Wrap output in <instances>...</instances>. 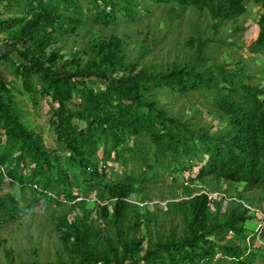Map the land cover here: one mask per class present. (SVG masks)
Here are the masks:
<instances>
[{"label": "trees", "instance_id": "1", "mask_svg": "<svg viewBox=\"0 0 264 264\" xmlns=\"http://www.w3.org/2000/svg\"><path fill=\"white\" fill-rule=\"evenodd\" d=\"M247 1L1 0L0 228L48 204L35 228L55 258L39 257L46 248L31 234L16 252L0 236V264L254 263L264 226L246 230L251 214L264 215V85L242 60L215 58L220 27L236 24ZM184 13L186 35L167 40ZM138 21H148L147 46L117 34ZM256 23L249 52L264 57V12ZM22 94L33 106L48 100L60 147L35 132ZM197 161L200 184L186 182ZM167 175L162 207L153 189Z\"/></svg>", "mask_w": 264, "mask_h": 264}, {"label": "rangeland", "instance_id": "2", "mask_svg": "<svg viewBox=\"0 0 264 264\" xmlns=\"http://www.w3.org/2000/svg\"><path fill=\"white\" fill-rule=\"evenodd\" d=\"M247 10L244 15H242L237 21L236 24H238L240 29L237 31H234V25H236L234 22H226L223 26L220 27L217 35H219L221 32H224V41L218 42V48L217 51L215 52V58L218 60H224L229 64H232V66L235 65L238 59L242 60L244 63H246V66L252 74H254L255 78L258 80V83L260 85H264V60L262 53L257 52V53H251L249 52V47L250 43L254 41L256 38L258 28H257V19L258 15L262 12H264V8L261 7L259 4H252L251 0H248L247 2ZM0 11L2 12V17L5 16L7 13L3 10V6L0 3ZM140 12L144 13L143 9L141 8ZM184 16L182 19L179 21L174 20L172 24V29L170 32H166V39L171 41L172 38H174L175 33H178L180 36L186 35L184 32L185 29L188 28V22L190 21V17L187 13L183 14ZM164 12H162L160 9L155 8L154 9V14L151 19L153 23H157V28H162L161 30L165 31V27L163 26L164 24ZM150 21V20H149ZM140 21L138 22H131V24H121L119 26V30L117 34L119 36L125 37L127 40L132 37L137 41H144V45L147 46L149 44V40L145 38L144 35H146L143 31L145 30L146 23L148 21L143 22L142 24H139ZM177 23V25H176ZM149 31H154L157 33V29L154 27V29H151ZM123 32H128L130 35L125 36ZM1 38H4V34L0 33ZM135 44V43H134ZM160 45V50L161 52L158 53L159 57H166L167 54V47L169 44H167L165 41H161L159 43ZM130 46H133V42L130 44ZM3 49H6V46H3ZM66 50H63L65 52ZM169 57H172L170 55ZM5 59L0 60V67L1 65L5 64ZM263 67V70L260 71L259 68ZM8 74H11L10 71H7ZM19 79H17V84H19ZM21 100L25 102L26 108L30 110V118L31 122L35 125V132H39L42 135L43 141L47 144L49 147H60L59 142L55 138V134L50 127L48 120L50 118L51 112L48 110L47 102L45 98L41 99L38 101V104L36 106L32 105L31 100L25 96V94L19 95ZM165 97H162L161 101H164ZM174 103H179L181 100L178 97H175L173 99ZM185 108L184 112L185 114H188L191 112V107H189L187 104L188 102H184ZM213 119L212 116H208L209 122H211ZM201 166V162H195V165H192V167L189 169V175L187 179H185L186 182H193L195 184H200L197 179H195V175L197 174L199 168ZM8 169L7 164L2 166L0 170L6 172ZM24 171V169L22 170ZM190 178H193L192 181H190ZM180 180V178L178 179ZM170 181V176L167 175L166 177H163L160 179L158 183L155 184V188L153 189V194H156V196L153 197L154 200L159 202L160 206H164L163 199L160 197L161 194H164L167 190V184ZM7 185L4 183L0 184V193H5L7 191ZM223 186V184H222ZM242 184H236L233 189L234 190H241ZM180 192V190H178ZM222 193V192H218ZM234 192L231 188H228L224 196L227 198L229 196H233ZM140 195H132L131 198L133 200H139ZM226 200L222 201L223 204L226 205ZM228 202V201H227ZM91 205V203H89ZM88 204V206H89ZM264 205V204H263ZM48 204H42L39 205L38 209L35 211L33 216L27 215L24 217L23 221L18 220V219H9L8 223H6L2 228H0V236L5 237L8 236L9 239L11 240V243H7L10 245L13 250L18 251L17 249H24L28 248L29 243L24 244V241L26 242V237L29 239L28 235H33L32 238L35 240H38L40 242V245L45 247L46 245L45 238L42 237L41 239L37 237V229L35 228L36 220H41L43 216V210L47 208ZM150 207V205H149ZM253 209L251 208V211ZM252 213V212H251ZM250 213V214H251ZM26 215V214H25ZM252 216L254 215L255 218H252L251 220H247L248 226L246 232H249L251 230V225L256 223V226L258 225L260 217L257 216V212H254V214H251ZM262 217V216H261ZM251 218V217H250ZM24 222V223H23ZM256 228V227H255ZM259 232V229L257 230ZM250 236H247V241L250 240ZM263 238H261V235H257L256 238L254 239L253 243L255 244L254 246H258L262 244ZM250 243V242H249ZM47 251H43L42 257L43 260H54L55 255H54V250L51 248V245L48 244ZM261 248V247H260ZM257 249V248H256ZM22 256H25V253H21ZM38 257V258H39ZM37 258V257H36ZM16 264H21L20 259H15ZM4 262L2 253L0 252V263ZM255 263L253 264H264V250L258 249L257 251V258L254 261Z\"/></svg>", "mask_w": 264, "mask_h": 264}, {"label": "built area", "instance_id": "3", "mask_svg": "<svg viewBox=\"0 0 264 264\" xmlns=\"http://www.w3.org/2000/svg\"><path fill=\"white\" fill-rule=\"evenodd\" d=\"M1 2V0H0ZM2 42V38L0 36V44ZM218 193L217 192H207V195H208V199H212L214 198V196H216ZM262 226H264V215L259 219V222H258V225H257V228L260 229V228H263Z\"/></svg>", "mask_w": 264, "mask_h": 264}, {"label": "crops", "instance_id": "4", "mask_svg": "<svg viewBox=\"0 0 264 264\" xmlns=\"http://www.w3.org/2000/svg\"><path fill=\"white\" fill-rule=\"evenodd\" d=\"M261 243H263V242H261ZM256 258H257V255H256ZM256 258H255V260H256ZM255 263V262H254Z\"/></svg>", "mask_w": 264, "mask_h": 264}, {"label": "clouds", "instance_id": "5", "mask_svg": "<svg viewBox=\"0 0 264 264\" xmlns=\"http://www.w3.org/2000/svg\"><path fill=\"white\" fill-rule=\"evenodd\" d=\"M218 193V192H217ZM218 194H221V193H218ZM224 195V194H223ZM257 228V227H256ZM260 230V229H259Z\"/></svg>", "mask_w": 264, "mask_h": 264}]
</instances>
